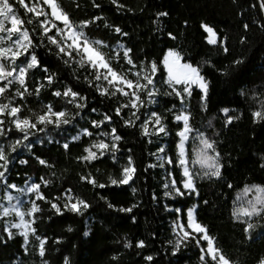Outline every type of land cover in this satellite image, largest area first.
Segmentation results:
<instances>
[{
    "label": "trees",
    "instance_id": "trees-1",
    "mask_svg": "<svg viewBox=\"0 0 264 264\" xmlns=\"http://www.w3.org/2000/svg\"><path fill=\"white\" fill-rule=\"evenodd\" d=\"M9 2L25 21L23 28L33 43L29 54L16 60V68L26 67L31 54L36 55L40 66L27 71L28 91L13 80L0 103L11 101L12 106L20 107L21 118L33 122L49 105L54 111H68L74 118L59 128L37 124L25 140L11 122L12 117L0 116L4 121L0 125L4 130L0 147L8 158L7 171L0 182L17 187L28 181L38 184L39 190L31 195V201L41 209L33 215L35 232L28 235L26 243L15 229L7 230L0 218V264H65V260L68 264H205L200 259L203 241L197 244L188 240L178 250L173 242L172 223L180 217L186 225V210L191 206H195L196 221L206 227L215 246L232 264H260L264 260V212L251 217H236L233 212L254 202L257 193L252 186L264 187V119L253 115L264 112V9L260 7L264 0H117L123 7H117L112 0H58L74 24L94 21L83 29L85 35L103 42L100 50L111 66L126 73L128 79L136 80L134 72L142 76L145 71L150 73L151 64L156 63L154 84L139 93L143 106L138 111L122 107L128 103V96L102 95L107 82L96 80V70L87 62L81 66L75 52L71 58L59 52L49 40L56 36V29L45 35L41 27L46 17L28 13L17 0ZM25 2L32 6L38 0ZM39 6L50 13L42 0ZM56 24L62 25L58 21ZM202 24L216 31V44L208 43ZM116 28L127 35L117 33ZM125 49L131 50L129 56L136 67L127 63ZM168 50L179 52L183 62L199 68L208 83L206 101L200 89L192 88L188 96L182 84L169 85L163 65ZM237 60L243 62L236 64ZM7 84L0 81V86ZM69 88L85 98L77 101L83 108L68 103L70 97L54 94ZM173 88L185 95L182 103L188 109L193 129L186 155L195 192L182 186L177 150L182 123L175 119L182 100ZM148 90L155 94L149 97ZM17 92L23 93V98ZM223 109H229L228 116ZM134 111L136 116L132 115ZM152 113L161 117L165 133L157 132ZM106 116L111 119L105 120ZM228 117L234 118L230 124ZM127 120L134 126L126 124ZM94 121L103 123L94 127ZM145 122H149V135L143 132ZM112 128L121 137L119 141L102 135L111 133ZM85 129L92 135H85ZM201 135L214 142V150H207V154H218L219 177L205 175L209 170L194 163L203 148ZM17 140L21 143L16 144ZM98 141L116 143L118 150L104 151L91 162L81 159L87 156L85 149ZM129 158L136 169L133 179L126 185H112L110 178H122ZM41 160L45 163L41 164ZM84 177L105 187L95 186ZM173 180L184 195L172 191ZM246 188L252 190L245 193ZM67 192L89 207L82 209V214L68 210L64 198ZM38 195L45 199H38ZM53 203L60 213L52 208ZM121 208L132 211H120ZM248 223L253 228L245 231ZM41 240L45 241L43 257ZM140 241L144 247L137 246ZM147 256L153 259L148 261Z\"/></svg>",
    "mask_w": 264,
    "mask_h": 264
},
{
    "label": "snow or ice",
    "instance_id": "snow-or-ice-1",
    "mask_svg": "<svg viewBox=\"0 0 264 264\" xmlns=\"http://www.w3.org/2000/svg\"><path fill=\"white\" fill-rule=\"evenodd\" d=\"M17 2L26 9L28 13L34 14L37 18L44 16L46 19L41 22V27L44 29V34L47 35L48 32H50L53 28L56 29V36L60 37V40L56 38V36H50L49 40L52 44L56 45L59 52L72 57L73 52L76 53V55L80 56V60L78 63L83 66L85 62L96 70V80L103 79L107 82L108 87L102 89L101 94L102 95H115L116 93H120L124 96L130 97L127 104L123 105L122 107H131L132 109H135L136 111L139 110V107L143 106V102L141 101L139 93L141 91H145L148 89V85H153V75L157 71V65L155 62L151 64L150 67V73L145 71V74L142 76L141 72H134L133 75L136 76V80L133 81L131 79H128L126 73L118 72L116 69H114L111 66L110 60L105 56V54L100 50L101 46H103V42L96 40L92 41L90 40L84 33L83 29L87 28L89 23H92L94 21H85L81 22L80 24H74L73 21L69 18V14L60 6L58 0H42L43 5H47L50 9V13L46 12L43 7L39 6V0L37 4H33L32 6H29L28 3L25 2V0H17ZM113 4H116L117 7H123V5H120L117 3V0H112ZM96 7H99V5H96ZM260 7L264 9V2L261 3ZM159 15L166 16L167 13H160ZM50 16V19H47V17ZM96 19H100L97 17ZM4 21H10L11 27L6 28ZM60 22L64 25L63 28H58L56 22ZM31 20H28L27 23H31ZM25 24V21L19 18L15 14V10L12 6V4L9 2V0H0V33L6 32L8 34L7 39L12 40L13 34L17 35V39L13 41V43L10 46L4 47L0 46V81H7L8 84L4 86H0V97H3L4 93L8 90V85L13 83V80H10L9 77H14V80L17 81L22 87L25 88V91H28L27 87L25 86V78L27 71L33 67H39V62L37 60V57L35 54H31L30 61L25 66L19 67V73L18 75L14 76V73L16 72V68H9L6 66L4 61H7L9 65H14L16 60H18L21 56H25L29 54V49L33 47L32 40L29 36V32L27 29L23 28V25ZM51 25L49 27L48 25ZM202 28L206 33H208V43L210 44H216L218 42L217 33L213 29V27L202 24ZM247 27V25L245 26ZM79 29V30H78ZM115 31L117 33H121V29L116 28ZM122 35H127L126 33H121ZM175 37H173L174 39ZM61 41H64L61 43ZM70 41V42H69ZM130 49H125L123 51V55L126 58V61L129 65H132V67H136L133 63V60L129 56ZM225 51H227V48H225ZM119 56V53H117V57ZM181 55L179 52L176 51H169L163 60V65L167 69L168 72V83L170 86L173 85V82L175 84H183L185 87L183 88V93H186L188 96H191L192 94V86L195 85L199 87V89L202 91V99L207 100L208 95V83L205 80V77L201 75L199 68L194 67L193 65L189 63H183L181 64ZM243 61L237 60L235 61L236 64H240ZM47 71V69H44ZM141 80L146 81V83H141ZM48 82H52V77H48ZM109 88L112 89V91H109ZM128 89V90H125ZM173 91L176 92V95L178 97H182V93L180 91H176L175 88H173ZM36 93H39V88L36 89ZM17 95L21 96L23 98V93L17 92ZM56 96L63 95L64 97H70L68 100V103H74L76 108H83L84 105L77 102L78 100L85 99L82 96H79L78 93L72 91L71 88L67 89L63 93L61 92H55ZM155 93L151 90L147 91V95L149 97L153 96ZM21 109L17 106H12V102L9 101V103H0V116H3L7 114L9 117H12V123L15 125V128L23 133V139H28V133L30 129H35L37 127V124L40 125H53L57 128H59L62 124H68L70 123L71 119L74 118L73 114L69 113L66 110L62 111H54L52 106H47V111L44 114L36 116L35 122H33L29 118H21L19 113ZM136 111L132 113L133 116H136ZM225 114V116H228L229 109H223L222 110ZM120 109H117V114L119 115ZM253 115L258 119H264V112L262 111H256L253 113ZM152 116L155 117L154 126L157 128L158 133H165L166 127L162 124V119L157 113H152ZM139 119V117H136ZM189 115L188 114H180L175 117L177 121L183 122V129L178 132V136L180 137V144H179V156L180 165H186L187 161L184 159L185 151H184V143L188 139V134L193 131V129L189 126ZM110 117H105V120H110ZM233 117H228L227 123H231ZM103 122L101 121H94L93 126L94 127H100ZM126 124L130 126H134V122L131 120L125 121ZM148 123L145 122L142 125L144 135H149L148 130ZM4 121L0 120V125H3ZM43 130V129H41ZM4 134V130L2 127H0V135ZM85 135H92L91 132H88L87 129L84 130ZM102 135H111L114 141H119L121 137L116 134V129L112 128L111 133H102ZM200 142L203 145V148L200 150V153L197 156V159L194 161V163L200 164L202 168H207L209 171L205 172V175H212L219 177L220 171H221V165L218 160V154L217 156H209L207 154V150H214V142L210 141L207 138H204L202 135L200 137ZM21 141L17 140L16 144H20ZM65 148L68 147L67 144L64 145ZM93 148H96L99 150L100 155H103L104 151L111 150L113 152L118 150V145L116 143H112L111 145L105 143L104 141H99L92 145ZM12 150L15 151V145L12 146ZM87 152V156L82 157L81 159L87 160L91 162L92 160H95L98 158V154L96 151H92L91 148L85 149ZM163 151V149H161ZM0 161H3L2 164H0V168H3L4 171H0V179H3L5 177V171H7V164H8V158L5 155V152L2 147H0ZM41 164H44L45 161L41 160ZM169 163L171 161L169 160ZM136 169L133 166V162L131 158H129L128 166L124 167L122 170V178L121 179H113L110 178L112 185H126L128 184L134 176ZM183 175L186 177L185 181L183 182V188L190 190L191 192H195V186L193 183V175L189 171L188 167H183ZM83 179H86L87 182L98 186V187H105L104 184L97 185V182L95 179L90 177H84ZM172 186L175 188L178 195H184L183 192L179 188L176 187V181H172ZM10 187H14V185H10ZM39 185H33L31 187V191L38 192ZM167 187V185H165ZM257 195L254 198L253 201H249V207L248 208H237L234 210L233 215L236 217L239 216H247L251 217L253 215L259 216L262 212H264V187L260 186H252ZM252 189L246 188L244 191L247 193ZM38 199H45L43 195H38ZM12 197H9V200H11ZM73 198L71 196L68 197L69 203L65 205L68 210L81 213L82 209L86 210L89 207V204L86 203L84 200L81 199H75V202H72ZM52 208L56 209L58 213L61 212L60 208L53 203ZM259 206V207H258ZM109 207H112V205H109ZM132 207H136V205H133ZM15 211L16 215L20 217L21 222L19 224H13L11 227L13 228H22L24 229L23 232H21V235L25 236V239H27L28 231L31 229V231L34 233L35 229L31 228V223L24 220L25 213L21 212L19 209L16 208L15 205H12L11 208H4L3 209V215L8 216L10 212ZM41 211L39 206H37L35 203L33 204L31 210L27 213V215L32 216L35 213ZM120 211L125 212H131L132 208H121ZM189 222H188V228L192 229L193 232L198 234H203L200 238L204 241H207V247L202 248V255L200 257L201 261H205V264H207L206 257L210 259L212 264H232V262L223 254V252L215 246L214 238L208 235L207 229L205 226H202L198 222H196L194 217V209L190 210L188 212ZM181 231L183 232V237L186 239L191 236V233L184 230L183 225L179 226ZM253 228V225L251 223L247 224V228L245 231H248ZM71 230V229H69ZM12 236L11 231H9V237ZM196 237H192V239H195ZM39 239V238H38ZM44 240L40 241V255L41 257L44 256ZM197 244H199V240H197ZM128 246V245H126ZM138 247H144V242L140 241L137 245ZM179 249V242H177V250ZM175 254V253H174ZM146 259L148 261H151L153 259L152 256H147ZM65 264H68L67 260H65ZM260 264H264V260H261Z\"/></svg>",
    "mask_w": 264,
    "mask_h": 264
},
{
    "label": "rangeland",
    "instance_id": "rangeland-1",
    "mask_svg": "<svg viewBox=\"0 0 264 264\" xmlns=\"http://www.w3.org/2000/svg\"><path fill=\"white\" fill-rule=\"evenodd\" d=\"M15 14H16V12H15ZM4 24H5V27L6 28L11 27L10 21H4ZM63 27H64V25L62 24L58 28H63ZM7 36H8V34L6 32L0 33V46H4V47L10 46L13 43V41H15L17 39V35L16 34H13L11 41L7 39ZM92 41H96V40H92ZM207 41H208V33H207ZM169 51L170 50H168L166 52V54ZM171 51H174V50H171ZM166 54H165V56H166ZM163 60H164V58H163ZM4 63L9 68V70H11V68H16V62H15L14 65H9L7 61H4ZM180 63L183 64L185 62H183L181 60ZM165 70H166V80L168 81V79H169L168 72H167V69L166 68H165ZM18 73H19V67L16 68V72L14 73V76L18 75ZM9 79L10 80H14V77H9ZM173 84H175V83L173 82ZM182 86H183V88L185 87V85H183V84H182ZM192 88L199 89V87H197L195 85H193ZM125 90H128V89H125ZM184 94L187 95L186 93H184ZM185 95H182V97H180V99L182 101H181V104L175 110V117L177 115H180V114H188L187 107L184 105V103H182L183 102V98L185 97ZM180 122L182 123V128L180 129V131H181L183 129V122L182 121H180ZM83 132H84V130H83ZM192 133H193V131L188 134V139L184 143V151H185L184 159L187 161V163H186V165H183V166L180 165V163H179V160H180V156H179V144H180V140H179V143H178V149H177L178 150V164L180 166L182 175H183V167H185V166L188 167V169L190 171L189 161H188V158H187V155H186V144H187L188 140L191 138ZM90 148L92 149V151H96L97 154L100 155L99 150H97L96 148H93L92 146ZM157 156L158 157H161L162 155L160 153ZM183 178H184V180H183V182H184L185 179H186V177L183 175ZM183 182H182V186H183ZM10 185H13V184H10ZM10 185H4L3 181L0 182V218H2L4 220V223H5V226H6V229L7 230L15 229L19 234H21V232H23L24 229L11 227V225H13V224H19L21 222L20 217L16 215V212L15 211L10 212V214L8 216H4L3 215V209L4 208H11L12 205H15L17 209H19L21 212L25 213L24 220L25 221H28V222H32L33 221V215L32 216H29V215H27V213L31 210V208L33 206V202L31 201V195L36 194V192L35 191H31L30 189L35 184L32 181H28L27 183H25L21 187H17L15 185H14V187H10ZM172 191L177 194L175 188H173ZM187 191H190V190H187ZM69 196H71L73 198L72 202H75V199H78L77 197H75L74 195H72L70 192H67V193L64 194L65 204L69 203V201H68V197ZM9 197H12V199L9 200ZM193 209L195 210V206H191L190 208H188L186 210V220H187L186 225H184L182 223L180 217H178L175 221H173V223H172L173 242H174L175 245H177V242H179V245H180V244H182V243H184V242H186L188 240H194L196 243H197V240H199V242L200 241H203L204 242V246H202L201 249L202 248H205L206 249V247H207V241H204V240H202L200 238L203 234L195 233V232L192 231V229L188 228V222H189L188 212L190 210H193ZM194 217H195V214H194ZM180 225H183L184 230H186V231H188V232L191 233V236L190 237H188L186 239L183 237V232L181 231V229L179 227ZM31 228H32V223H31ZM31 232H32L31 229H29L28 235ZM28 235H27V238H28ZM22 236H23L24 241L26 243L27 242V239H25V236L24 235H22ZM193 236L196 237V238L195 239H192Z\"/></svg>",
    "mask_w": 264,
    "mask_h": 264
}]
</instances>
